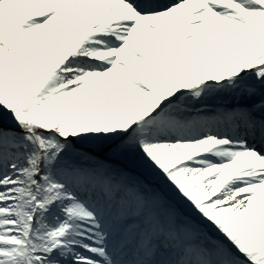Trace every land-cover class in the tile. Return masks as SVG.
I'll return each instance as SVG.
<instances>
[{"label": "snow or ice", "instance_id": "1", "mask_svg": "<svg viewBox=\"0 0 264 264\" xmlns=\"http://www.w3.org/2000/svg\"><path fill=\"white\" fill-rule=\"evenodd\" d=\"M0 264H264V0H0Z\"/></svg>", "mask_w": 264, "mask_h": 264}]
</instances>
